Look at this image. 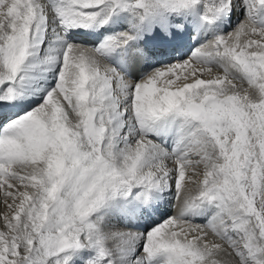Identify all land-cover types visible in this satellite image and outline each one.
I'll return each mask as SVG.
<instances>
[{"label": "snow or ice", "instance_id": "6c2138e0", "mask_svg": "<svg viewBox=\"0 0 264 264\" xmlns=\"http://www.w3.org/2000/svg\"><path fill=\"white\" fill-rule=\"evenodd\" d=\"M0 264H264V0H0Z\"/></svg>", "mask_w": 264, "mask_h": 264}]
</instances>
